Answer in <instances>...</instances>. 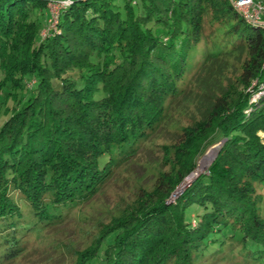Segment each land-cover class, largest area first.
I'll list each match as a JSON object with an SVG mask.
<instances>
[{
	"label": "trees",
	"instance_id": "trees-1",
	"mask_svg": "<svg viewBox=\"0 0 264 264\" xmlns=\"http://www.w3.org/2000/svg\"><path fill=\"white\" fill-rule=\"evenodd\" d=\"M231 7L125 0L121 10L73 0L42 27L45 1L0 0V262L20 254L32 226L13 196L37 227L59 221L136 156L159 129L166 101L185 91L186 76L235 52L246 53L237 96L215 97L198 123L201 137L225 139L208 176L166 204L193 166L191 157L175 160L159 194L107 226L74 264H191L224 239L264 249L252 197V182H264V96L251 101L246 91L253 81L264 86V31ZM216 22L223 33L214 37Z\"/></svg>",
	"mask_w": 264,
	"mask_h": 264
},
{
	"label": "rangeland",
	"instance_id": "rangeland-1",
	"mask_svg": "<svg viewBox=\"0 0 264 264\" xmlns=\"http://www.w3.org/2000/svg\"><path fill=\"white\" fill-rule=\"evenodd\" d=\"M106 1L109 7L121 10L125 2ZM227 1L232 6L230 1ZM132 4L133 9L137 10L139 4ZM53 11L54 6L50 4L42 10V27L48 23L49 14ZM209 16L210 14H206V19ZM221 25L218 22L213 24L214 37L223 33ZM40 34L44 36L46 31L41 30ZM203 39L198 41L197 50L194 51L197 62L205 43ZM228 46L227 42L223 48L227 49ZM207 47L206 49H213L215 44ZM245 60V52H235L206 64L194 77L189 78L190 80L186 76L187 81L183 80L182 83L186 84L185 91L178 94L176 99L166 101V110L159 129L153 132L147 142L139 146L136 156L120 166L116 174L94 197L68 209L59 221L37 227L38 224L31 219L23 200L19 199V196H13L26 223H31L32 226L26 231L20 254L0 264H74L89 253L87 251L93 249L96 238L107 226L130 215L142 199L159 194L163 179L171 175L177 167L175 160L185 164L191 157L193 166L182 180L168 191L166 204L176 202L196 177L208 176L212 161L218 155L225 139L219 132L210 138L207 136L208 139L201 137L204 133L198 123L215 97L227 91H233L234 96H237ZM246 91L251 95V101H257L264 96V86L255 81L247 85ZM259 134L264 140V132ZM209 152L210 157L205 158ZM252 186L255 212L264 221V182L255 180ZM212 246L217 247L214 243ZM216 249H210L209 253L203 255L192 256L191 264H264V249L251 240L243 244L233 239H224L222 247Z\"/></svg>",
	"mask_w": 264,
	"mask_h": 264
},
{
	"label": "built area",
	"instance_id": "built-area-1",
	"mask_svg": "<svg viewBox=\"0 0 264 264\" xmlns=\"http://www.w3.org/2000/svg\"><path fill=\"white\" fill-rule=\"evenodd\" d=\"M54 6V11L49 14L48 22L54 24L61 7L69 5L73 0H43ZM232 7L248 22L260 26L264 31V0H229Z\"/></svg>",
	"mask_w": 264,
	"mask_h": 264
},
{
	"label": "bare ground",
	"instance_id": "bare-ground-1",
	"mask_svg": "<svg viewBox=\"0 0 264 264\" xmlns=\"http://www.w3.org/2000/svg\"><path fill=\"white\" fill-rule=\"evenodd\" d=\"M210 155H211V152L207 153L204 157H205V158H209Z\"/></svg>",
	"mask_w": 264,
	"mask_h": 264
}]
</instances>
